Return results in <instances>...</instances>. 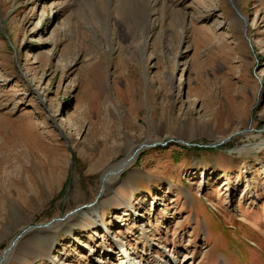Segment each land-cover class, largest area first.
<instances>
[{"label":"rangeland","instance_id":"1","mask_svg":"<svg viewBox=\"0 0 264 264\" xmlns=\"http://www.w3.org/2000/svg\"><path fill=\"white\" fill-rule=\"evenodd\" d=\"M149 141L7 264H264V0H0V255Z\"/></svg>","mask_w":264,"mask_h":264},{"label":"bare ground","instance_id":"2","mask_svg":"<svg viewBox=\"0 0 264 264\" xmlns=\"http://www.w3.org/2000/svg\"><path fill=\"white\" fill-rule=\"evenodd\" d=\"M208 10V9H207ZM148 143V142H146ZM264 144V141H261L258 146H262ZM139 146L137 144L134 146L132 149L129 150V152L126 154V156L112 164L107 171H111L112 173H109L107 176L103 174L102 180H101V187H100V197L98 198L97 202L93 205L86 206L84 208H80L78 211H75L72 213L70 218L74 217L75 220H78V218H86L89 219L91 225H99V218L97 216V209L100 207V204L102 202V199H104V196L107 195L106 189L109 186L110 181L116 179L121 172L126 169L127 167L131 166L132 163L134 162L136 156L140 152L135 153V149ZM82 209L84 211L80 212ZM69 218V217H68ZM57 222V223H56ZM55 223V224H54ZM60 221H57L55 219L54 221L44 225L41 224L39 227H25L20 230V232L16 235V237L12 240V242L9 244L8 247H6L1 255H0V264H7L9 261L11 255L13 254L14 250L18 246L19 242L23 239V237L27 238H37V243H40L42 247H47L51 244L52 242V237L54 233V229L59 225ZM104 229L106 230V227L104 224ZM39 241V242H38ZM116 252L117 254L121 257L122 259V264H139L137 262L136 258L128 252L127 249H125V246L123 244H117L116 247ZM37 254V253H36ZM167 264H176L174 259H169L167 261Z\"/></svg>","mask_w":264,"mask_h":264},{"label":"water","instance_id":"3","mask_svg":"<svg viewBox=\"0 0 264 264\" xmlns=\"http://www.w3.org/2000/svg\"><path fill=\"white\" fill-rule=\"evenodd\" d=\"M224 140H227V139H223V140H221V142L224 141ZM155 144H157V143L156 142H151V141H149V143H140V145L135 149V153L141 151L144 148L152 147ZM210 146H213V145H210ZM99 192H100V190H99ZM99 192H98V194L96 195L95 199L92 202L87 203V204L79 205V206L75 207L74 209L68 211L64 216L51 219L50 221H48L46 223H43V224L46 225V224L54 221L55 219H57V221H63L66 218H68L72 213H74L75 211H78L80 208H84L86 206H90V205L95 204L97 202L98 198L100 197V193ZM40 225L41 224H38L36 226H28V227H35L36 228V227H39Z\"/></svg>","mask_w":264,"mask_h":264}]
</instances>
